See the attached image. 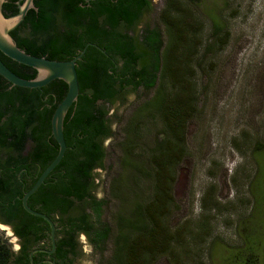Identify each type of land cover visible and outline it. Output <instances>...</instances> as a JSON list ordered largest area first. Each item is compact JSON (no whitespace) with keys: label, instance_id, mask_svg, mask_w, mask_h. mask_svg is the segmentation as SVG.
<instances>
[{"label":"trees","instance_id":"trees-1","mask_svg":"<svg viewBox=\"0 0 264 264\" xmlns=\"http://www.w3.org/2000/svg\"><path fill=\"white\" fill-rule=\"evenodd\" d=\"M178 1L165 0L159 14L163 32L145 28L139 36L133 34L142 11L150 8L149 0H95L91 1L92 8L86 7L85 2L81 7L78 0H34L38 10L30 9L21 23L29 29L28 34L21 38L11 31L18 44L26 46L27 53L36 54L35 49L47 51L49 58L55 60H69L87 43L94 44L87 46L76 63L79 95L64 118L67 144L64 156L27 200L32 209L58 222L59 259L77 254L78 232H84L95 245L106 237V229L97 225L103 200L92 194V170L101 164L104 156L100 139L109 133L104 110L97 103L114 100L129 86L133 90L139 86L155 88L152 96L143 102L142 110L154 111L164 128L150 156L152 167L147 175L154 182L153 194L145 203H136L130 217L118 215L111 262L147 264L152 256L170 252L179 235L163 217L173 199L172 167L183 156L184 132L196 108L189 72L191 61L198 57L200 42H194L197 34L193 33V23L187 20ZM2 9L5 16L16 13V0H5ZM60 13L62 29L54 22ZM45 26L52 33L44 34ZM214 32L219 36L221 28L214 27ZM44 35L43 45L34 48V41ZM224 36L217 38L222 45ZM189 39L192 45L188 44ZM213 46L206 44L203 53ZM0 58L17 75L26 79L35 77L29 73L33 68L1 52ZM110 64L115 67L111 68ZM5 84L10 83L0 78V108L5 107L0 109V116L9 113L8 120L0 124V206L16 219H12L16 224L15 234L22 240L49 242V224L27 213L16 196L32 186L57 153L49 120L67 86L59 82L46 90L55 96L43 100L45 92L39 94L40 88L14 86L18 93L11 94L1 92ZM47 101L51 102V108L47 107ZM257 238H244L229 264H254L258 246L263 243ZM21 253L15 256L0 236V264H28L27 245ZM68 261L71 263L70 257Z\"/></svg>","mask_w":264,"mask_h":264},{"label":"rangeland","instance_id":"rangeland-1","mask_svg":"<svg viewBox=\"0 0 264 264\" xmlns=\"http://www.w3.org/2000/svg\"><path fill=\"white\" fill-rule=\"evenodd\" d=\"M149 1L134 35L145 28L163 32L159 14L165 0ZM178 3L193 23L194 42H200L189 72L196 108L184 132L183 156L172 167L173 199L163 217L179 235L170 252L152 256L147 264H229L249 236L263 242L254 264H264V0ZM216 26L219 36L225 34L223 45ZM208 43L214 46L203 53ZM154 90L128 87L114 100L97 103L109 133L100 139L104 156L92 170V194L103 200L97 225L107 234L97 245L83 233L76 235L72 264H114L118 215L130 217L135 204L153 194L147 174L164 127L142 105ZM0 236L16 254L18 238L1 221Z\"/></svg>","mask_w":264,"mask_h":264},{"label":"water","instance_id":"water-1","mask_svg":"<svg viewBox=\"0 0 264 264\" xmlns=\"http://www.w3.org/2000/svg\"><path fill=\"white\" fill-rule=\"evenodd\" d=\"M4 1L5 0H0V52L19 64L35 69L37 74L31 79L20 77L11 71L0 59V75L12 86L24 88H40L54 79L62 80L67 86L66 93L55 107L50 120L51 135L58 145L57 153L52 161L39 174L32 186L28 190L24 191L21 196V203L24 210L31 215L42 218L49 224L52 248L48 251V253H51L55 250L54 222L46 214L32 209L28 205L27 200L40 187L45 178L51 173L64 156L67 148L63 133L64 118L68 109L76 103L79 95L78 77L75 68L76 62L80 60L87 46L94 44L90 42L87 43L83 49L79 50L78 53L69 60H54L29 54L17 46L16 41L10 32L24 20L28 10H37L34 5V0H16L18 10L16 13L9 16H5L3 13L2 6Z\"/></svg>","mask_w":264,"mask_h":264},{"label":"flooded vegetation","instance_id":"flooded-vegetation-1","mask_svg":"<svg viewBox=\"0 0 264 264\" xmlns=\"http://www.w3.org/2000/svg\"><path fill=\"white\" fill-rule=\"evenodd\" d=\"M79 1V5L81 6V7H84L85 6V4H84V2L86 3V7H88V8H92L93 7V5L91 4V1H95V0H78ZM80 1H82V2H80ZM35 5V4H34ZM36 6V5H35ZM36 8H37V10H38V7L36 6ZM62 9V8H61ZM83 9V8H82ZM36 10V11H37ZM29 11V10H28ZM28 11H27V13H28ZM145 11H147V9H145V10H143L142 11V13H141V15H140V18L136 21V25L139 23V21H140V19H141V17H142V15H143V13L145 12ZM27 13H26V16H27ZM24 21V20H23ZM55 25L57 26V27H59V28H63L62 27V24H61V13L60 14H57L56 15V19H55ZM22 23V22H21ZM21 23L18 25V26H16L13 30H12V32L14 31V33L18 36V37H25L27 34H28V28H26L25 26H21ZM43 31H44V34H48V33H52L51 32V29H48V28H46V26H45V28L43 29ZM10 34H11V32H10ZM13 37V36H12ZM14 38V40L16 41V44H17V46L20 48V49H22V50H24L25 52H26V46H24V44H21V45H19L18 44V40H17V38L16 37H13ZM44 38H46V36L44 35V36H39L35 41H34V43L32 44V45H34V48H35V46H40V45H43V39ZM33 51H35V53L36 54H32V53H29V54H32V55H35V56H41V57H46V58H48V59H51V58H49V52H47V51H40V50H37V49H35V50H33ZM73 58V57H72ZM1 59V58H0ZM111 59V58H110ZM55 60V59H54ZM3 62V61H2ZM4 63V62H3ZM77 63V62H76ZM121 63H119V64H115V66H119ZM111 65V64H110ZM114 66V64H112L111 65V68H114L115 67ZM76 68V67H75ZM12 71V70H11ZM109 71H111V70H109ZM29 73H34V76H36V74H37V71L34 69V70H32V71H30ZM16 74V73H15ZM1 76V75H0ZM21 77V76H20ZM0 78H3L2 76L0 77ZM4 79V78H3ZM62 80H60V79H54V80H52V81H50L48 84H46L45 86H43V87H40V92H39V94H42L43 92H45V95H44V99L43 100H49V98H50V96H51V98H53L54 96H55V94H53V93H51L50 91H47L46 92V90H49L50 88H53V87H55V86H57V84L59 83V82H61ZM7 83H9V82H7ZM17 87V86H16ZM19 87V86H18ZM130 87V86H129ZM139 87H142V86H139ZM138 87V88H139ZM131 88H132V86H131ZM137 88V89H138ZM31 89H34V88H31ZM7 92V91H9L11 94L12 93H18V88H14V86H12L11 84H5V85H3L2 87H1V92ZM54 102V101H53ZM51 102L50 101H47L46 102V104H47V107L48 108H51V104H50ZM57 106V105H56ZM55 106V107H56ZM2 107V106H1ZM1 110H3V109H5V107L4 108H0ZM55 109V108H54ZM54 109H53V111H54ZM53 113V112H52ZM52 115V114H51ZM8 117H9V113L7 112V114H4L3 116L1 115L0 116V124H3V123H5L7 120H8ZM50 120H51V116H50ZM50 120H49V123H50ZM50 133H51V123H50ZM53 137V136H52ZM66 142V141H65ZM67 145V144H66ZM58 146V145H57ZM26 149H29V147L27 146V148ZM35 172H33L32 173V177L34 178L35 177ZM17 176H19V174H17ZM22 196V195H21ZM21 196H16L17 198L16 199H18L19 201H20V204L22 205V203H21ZM12 203H14V201H12ZM23 207V206H22ZM24 209V208H23ZM48 216V215H47ZM8 217L9 218H11V221L10 220H8ZM12 219L13 220H16V219H14V218H12V216L10 215V214H7L6 213V211L4 212V210H2V206H0V221L2 222V223H4V224H7V225H9L10 227H11V230H12V232H13V234L18 238V243H19V247H18V252L16 253V254H14L15 256H20L22 253V249H23V246L24 245H27V247H28V259H29V263L28 264H72V261H71V263L68 261V259H69V257L70 258H72V256L71 255H69V254H67V256L64 258L63 257V259L61 258V259H59L58 257H57V254H56V240L60 237L59 235H56V232L60 229V226L58 225V222L57 221H53V219H52V221L54 222V225H55V239H54V243H55V250L53 251V252H51V253H48V251L52 248V241H51V238H50V241L48 242V241H41V242H38V243H32L31 241H29V242H26V241H28V240H22L20 237H18L16 234H15V221H12ZM79 233H83V234H85L84 232H78V234ZM77 234V235H78ZM86 235V234H85ZM27 264V263H26Z\"/></svg>","mask_w":264,"mask_h":264}]
</instances>
